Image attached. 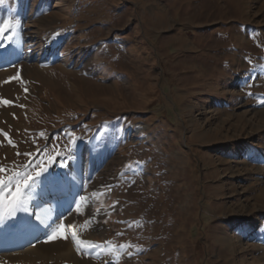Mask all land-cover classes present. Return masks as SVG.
<instances>
[{
    "label": "rangeland",
    "instance_id": "rangeland-1",
    "mask_svg": "<svg viewBox=\"0 0 264 264\" xmlns=\"http://www.w3.org/2000/svg\"><path fill=\"white\" fill-rule=\"evenodd\" d=\"M5 20L0 177L32 160L60 184L0 205V260L55 220L87 264H264V0H5Z\"/></svg>",
    "mask_w": 264,
    "mask_h": 264
},
{
    "label": "snow or ice",
    "instance_id": "snow-or-ice-1",
    "mask_svg": "<svg viewBox=\"0 0 264 264\" xmlns=\"http://www.w3.org/2000/svg\"><path fill=\"white\" fill-rule=\"evenodd\" d=\"M5 0H0V4H3ZM20 26V22L17 21L15 24L11 20H5L3 25H0V35H2L6 29H16ZM18 77H10L9 80L17 79ZM247 83V82H246ZM27 91V89H25ZM5 104L10 103L5 100ZM14 115V114H13ZM37 152H45L47 153V147L44 149L37 148ZM17 155H25L31 156V153H17ZM51 162V161H50ZM64 166V165H62ZM24 171L14 172L12 175L7 176L6 178L0 177V205H3L5 208L9 210V216H14L17 210L27 212L28 209L25 207V199L22 198V193L24 189L29 187H36L37 181H42V183L46 186H51L53 189L57 188L60 184L59 174L52 173L49 171L48 166L41 167L40 162H33L29 160V162L23 166ZM33 168H39V171L35 172L34 176L29 175V172ZM6 170L3 166H0V172H5ZM80 200H85V197L81 196ZM59 219V217H57ZM19 224L23 226H30L31 222L29 219L25 218L21 221H18ZM55 220L51 223L46 224L45 227L49 231L48 240L54 239H68V236L65 233V227L71 228V225L65 226L64 224H60L58 228H54ZM72 239H76V234L72 233ZM90 247H98V245H90ZM77 251H81L79 244H77ZM110 264V262H108Z\"/></svg>",
    "mask_w": 264,
    "mask_h": 264
},
{
    "label": "bare ground",
    "instance_id": "bare-ground-1",
    "mask_svg": "<svg viewBox=\"0 0 264 264\" xmlns=\"http://www.w3.org/2000/svg\"><path fill=\"white\" fill-rule=\"evenodd\" d=\"M18 35H14L12 38V43L9 41H5L6 42V46L9 44V42L11 43L10 48L12 47V51H13V55L15 57H19L20 54H22L21 49L23 48V45L21 46L20 52L18 50L17 47V39H18ZM50 43L46 44V53L50 52L52 50V48L54 47V42L49 40ZM2 71V70H1ZM7 72L0 74V82H3V79L6 78V85L11 88L12 90H8L9 92L11 91H15L14 86H12V81L9 82V78L10 77H14L16 75V73L9 71L8 69L6 70ZM2 73V72H1ZM15 74V75H14ZM40 77L43 76L44 79H49V77H46L42 74L41 71H39ZM9 76V77H7ZM2 78V79H1ZM14 93V92H13ZM57 206V205H56ZM63 206V205H59ZM65 206V205H64ZM57 208V207H56ZM58 212H62V208H57ZM19 211V210H18ZM18 214H20L21 219H25L27 218V216L23 215L24 213L18 212ZM17 235L16 232H12L11 236H15ZM81 236V234H80ZM85 237L89 236L88 234L84 235ZM83 237V236H82ZM228 245H230L231 243L229 242V240H226V242ZM15 244L16 242L12 243L11 245ZM4 246H8L9 245H4ZM43 246V250L38 251L32 249H28L26 251L20 252V253H15V254H7L4 255V259L6 260H0V263L6 262L7 263H11V264H48L47 262V253L48 252H52L56 253V252H61L59 253V255L56 257V262L59 261H68L70 262V264H87L86 259L83 258H79L77 251L75 248H73V246L69 243L68 239H54L52 242L42 245ZM42 248V247H41ZM51 254V253H50ZM49 257V256H48ZM1 258V257H0ZM3 258V257H2Z\"/></svg>",
    "mask_w": 264,
    "mask_h": 264
}]
</instances>
